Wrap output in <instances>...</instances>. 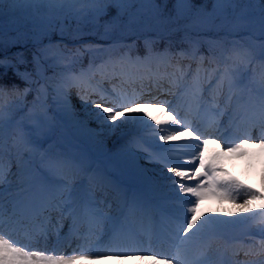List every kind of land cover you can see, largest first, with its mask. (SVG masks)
Masks as SVG:
<instances>
[{"label":"snow or ice","instance_id":"snow-or-ice-1","mask_svg":"<svg viewBox=\"0 0 264 264\" xmlns=\"http://www.w3.org/2000/svg\"><path fill=\"white\" fill-rule=\"evenodd\" d=\"M46 3H67L70 5H80L78 11L82 12L85 23L90 19L98 17L104 13L109 6L116 5L121 11H126L137 3H144L145 0H42ZM153 2L154 0H148ZM193 0H176L177 12L180 14L184 9L192 5ZM220 2V0H217ZM250 3H260L264 5V0H249ZM5 0H0V8L3 7ZM126 6V7H125ZM2 19V16H0ZM142 21L138 13L128 12V20L125 27L133 30L135 27L140 26ZM169 23H176L175 20H170ZM191 30L192 25L186 26ZM180 30L179 28L169 29L168 32H161L159 38L163 39L165 35L171 34ZM260 43L258 56H252L251 59L259 58L264 61V7L261 8V21H260ZM2 35V32H0ZM63 35V31H61ZM188 32L186 31V38ZM2 47V42H0ZM59 48V45H55ZM44 54V50H41ZM168 49L161 55H169ZM19 55V54H18ZM181 57H185L184 52L179 53ZM47 58V57H45ZM251 59L249 62H251ZM39 60L40 56L33 54V62L36 65L37 74H39ZM204 58L200 57L196 72L193 74V87L202 92L203 88L200 85V73ZM14 67L11 64L5 63L4 59H0V68ZM191 67L190 65L188 66ZM180 73L179 78L173 79L170 83L176 84L178 80L184 79L187 76L185 69L177 68ZM219 71V66L211 70L208 75L209 80L212 76ZM16 74L21 76L22 79L27 78L29 83H33L30 79L31 74L20 73L16 70ZM165 77L159 76L155 81L156 87L162 91L163 89L160 81ZM227 85L230 95L226 103H231L232 94L231 90L235 86V80L232 72L226 66L220 73L217 79L216 86L221 90ZM15 89V86H13ZM29 89H25V94ZM4 92L3 85H0V93ZM100 100L107 101L110 106H105L104 103L93 101L95 108L99 111L95 113L97 121H102L111 131L119 128L122 123H130L142 129H151L154 136L158 137V151L153 156L149 154V162L157 163L170 173L167 179L171 181L173 188L172 196L170 197L175 201L174 211L172 216V223L174 224V238L180 240V246H177L174 254L168 255L166 253L157 251L149 244L148 248L121 246L115 244L109 247L106 252L90 253L91 249H86L83 245H78L71 255H62L55 252V249L48 250L47 248H40L38 245L40 240L47 241L48 230L46 227H41L38 230L29 231L25 229L24 240L21 243L19 239H14L12 232L17 230V225L20 221L15 220V211L6 215L5 212V197L4 189L0 187V264H79V262L88 259H102L106 255H114L116 258L126 257L129 254H150L154 264H205L207 257V248L200 253L195 259H187L182 251V245L192 236L198 235L202 232L215 231L219 228L226 227L236 221L224 220L218 216L208 215L205 216L200 211V203L206 199H219L221 201L228 200L231 203H239L242 212H251V205L254 201L264 200V196L257 192L252 186L245 184L238 177L231 175L221 165V160L226 157H244L248 155L247 147L250 142L264 150V87L261 89L258 103L255 105V110L251 117L245 122L243 136L239 142H230L224 140L221 143L220 137L210 138L199 128L194 127L192 123L182 119L179 113L174 109L169 110L167 101L157 102L155 99L151 101H142L140 97L122 96L120 100L108 101V98L102 93L97 92ZM195 94V93H194ZM84 97L82 96L81 99ZM158 107L165 115L166 119H158L156 117H149L145 108L151 110ZM119 121V123H117ZM151 121V123L149 122ZM111 122V123H109ZM259 128L260 137L258 140H253L251 130L252 128ZM3 116L0 113V185L5 183V167L3 162ZM21 140L24 143L25 149H28V142L24 139V133L21 131ZM184 143H172L180 142ZM216 145L217 151L209 158L205 156L208 146ZM167 145V147H164ZM188 157V159H182ZM11 171V165L8 166V172ZM84 172L73 162L57 157H50L46 165V175L42 177L40 184V193L44 194L45 199L39 208L38 215L44 216L45 212L59 211L63 215L65 209L68 210V215H74L77 207L83 201L85 209L93 208L95 205L92 184L97 181L96 177L89 178V186L84 187L83 184L76 183L77 175ZM150 180V178H148ZM195 180V183H190ZM24 191H28L27 188ZM243 193V195H242ZM259 209L264 210V203L259 204ZM92 215H95L93 212ZM231 215V214H230ZM204 217V219H201ZM259 217V231L264 235V211L253 213L252 218ZM45 217V221H47ZM199 222V223H198ZM5 228L9 231L5 232ZM183 233V235H180ZM119 238V229H113V239ZM210 247V245L208 246ZM80 254H75L76 252ZM225 251L231 252L232 256H238L243 251L246 257L253 255H264V239L260 241L259 247L253 245H227ZM234 264H264V260L259 262L255 260L235 261Z\"/></svg>","mask_w":264,"mask_h":264},{"label":"rangeland","instance_id":"rangeland-1","mask_svg":"<svg viewBox=\"0 0 264 264\" xmlns=\"http://www.w3.org/2000/svg\"><path fill=\"white\" fill-rule=\"evenodd\" d=\"M79 8L80 5H70L67 3H46L42 2V0H5L3 7L0 8V12H3L5 14V16L0 19V29L27 27L29 26L31 20L43 19L48 22H54L56 18L65 15H70L80 22H85L82 18L84 14L78 11ZM216 9L218 11V6H216ZM185 10L186 9H184L180 14H178L177 12V16L180 18L183 17V13ZM94 19H90L89 21L93 22ZM245 27L246 26H244L243 24L238 25L235 30L238 31L237 34L239 32L240 33L236 37H239L246 32ZM50 31L51 29L42 27L39 28L38 33L40 35H48ZM253 66L254 67L251 79L253 81H259L264 87V62L254 61ZM41 74L43 75L42 70L40 71V75ZM75 80H77L78 84H82V86L84 84H87L85 78H81L78 76ZM214 81L215 83H217V80ZM200 85L203 87L204 94L209 93V97L213 100L215 98L219 99V95L224 94V90L227 88L226 85L221 92L216 88L208 89V86L204 85V80H202L201 78ZM193 89L195 88L193 87ZM73 91L74 82L72 81V90L67 94L68 98H70V100L74 102L70 107L72 116L75 117L76 121L82 123V126L86 127L87 131H90L92 133L98 144H101L102 146L107 145L108 148L111 147L116 149V151H114L113 153V160L116 163H126L130 168V171L121 172L120 170L123 177H127L128 175H130V177L138 182L141 188L144 190H149V188H151V182L147 181V185H142L144 183L143 178H150L152 181H154V188H152L151 191L149 190V192L153 196L157 197L160 201L165 199V201L161 203L165 206H171L172 203L175 204V201L173 199L171 200L170 198L173 192L171 181L167 179V176H171V174L166 173V170L163 169L161 165L149 162V154H152L153 156H155L156 154L150 152L147 148L141 147L139 141H137V136L140 138L142 137L144 140L151 143V145L156 146V152L158 151L157 145L163 144V142H159L158 137L152 135L153 133L151 129H142L130 123H122L119 128L115 129V131H111L108 126L105 125L102 121H97L95 113L99 110L95 108V104H93V101L81 99L79 95L76 96L77 100H74L72 95ZM196 93L198 94V92ZM204 94L203 98L205 100ZM247 103L248 95L247 92L244 91L242 93V96L234 104H231V107L227 112L224 110V108L226 109V105H224V103L205 106L206 112L210 115L211 119H219L215 122H219V128L221 130H226L225 132L227 133L224 137V140L230 142L235 141V138L231 137V129L235 123V113H232V111L235 109H244L243 106L247 105ZM235 104L237 106H235ZM144 111L148 112L149 117L154 116L161 120L166 119L165 115L159 110L158 107H154L151 110L145 108ZM224 111L226 112L224 114V117H219V115H222ZM149 122L151 123V121ZM117 123H119V121H117ZM36 127H39L37 132L42 134L43 128H40L41 126H38L33 121L27 122V127H25V129L23 130L25 136L24 139H26L28 142V149L26 150L23 141L16 143L13 146L8 145L7 136L15 135V129L14 125L7 126L3 124V162L6 177L12 176L9 180H5V183L3 185H0V187H2L4 191L12 190V193L14 195H18V193H20L23 188L25 189L24 186H26L29 181H37L39 184H41L40 173L38 172L36 167L40 166L46 169L48 157L46 154L41 153L42 151L40 149V146L36 144L37 140L31 138V135L34 134ZM9 129H11V133L9 132ZM8 132L10 133L9 135H7ZM88 143L89 142L85 144ZM102 146H98V151L96 152L102 154L103 159L105 160L109 153L100 152ZM164 147H167V145H164ZM88 150V145H86L85 148L82 149V153L80 154L81 158L85 161H87L86 157L88 156L86 155L88 153ZM216 151V145L210 144L207 151L205 152V156L210 158ZM247 152L248 155L244 157L223 158L221 160V165L235 177H237V175L247 177V179L250 180V183L248 185L251 184L250 186H252V188L257 190L258 193L264 196V150L260 149L255 144H249V146L247 147ZM182 159H188V157H184ZM9 164L11 165L10 172H8ZM75 164L78 165L77 162ZM105 164L106 163L103 162V166H106ZM103 166H97L93 170V172L99 173L90 176L97 178V181L92 184L95 200L94 207H98V211L102 210L101 207H103V213L100 211L98 213L94 212L91 208L86 210L83 201H81L76 210L77 214H82V219L84 220H96L95 225H97L98 228L102 229V232L113 231L114 228H117L119 229V233L128 236L130 233L135 232L133 226L134 216L133 214L128 215L127 213H125V208L127 206V197L117 198L116 200H109L106 198L107 193L113 192L112 190H115L116 185L114 183V175L112 173L110 174V179H105L103 175L105 173V169L103 168ZM88 174V172H85L83 175L87 176ZM190 183H195V180L191 181ZM104 191H106L105 195H103ZM28 193L29 191L25 192V194L27 195ZM140 193L141 192L136 189L135 194L132 196L135 201H137L140 196L143 197V194ZM260 203H264V200L254 201L250 206L252 209L251 212H242L239 203H231L228 200L221 201L215 198L206 199L202 201V212L205 214V216L212 215L218 216L224 220L236 221L235 223L226 226L227 231L224 232L222 236H220L225 239H232V242L229 245H259L260 241L264 239V235H262L259 231V217L252 218V216L253 213L264 211L259 209L258 206ZM93 212L95 213V215H92ZM106 213H110V217L106 216ZM202 219H204V217ZM60 222L62 223L61 220H57L58 224ZM247 231H249V233H247ZM98 236H102V234H99ZM220 237H215L212 240V244L209 247L211 251H219L225 244L224 240L220 239ZM98 242V240L94 239L93 244L95 245L89 248L91 249V252L85 254L100 252L103 246H98ZM173 246L174 244H172V247ZM211 251L207 253L208 257H212V255L213 257L215 256L216 252ZM167 252L173 253L172 249L167 250ZM58 254L66 255L67 253ZM101 260L102 259H95L89 264H101ZM260 260H264V255L255 259V261L257 262H259ZM84 261H81L79 263L86 264Z\"/></svg>","mask_w":264,"mask_h":264},{"label":"trees","instance_id":"trees-1","mask_svg":"<svg viewBox=\"0 0 264 264\" xmlns=\"http://www.w3.org/2000/svg\"><path fill=\"white\" fill-rule=\"evenodd\" d=\"M218 4L220 14L216 12L213 0H193L182 18L176 15L175 0H154V3H137L126 11H121L116 5L109 6L107 13L94 22H78L68 16L57 19V26L53 27L51 35L36 36L38 42L44 43L49 38L56 37L68 41L83 39L86 41L74 45L53 42L35 47L46 64V83H42L35 76L33 83L28 84L16 74L17 69L20 73L37 71L31 50L25 48L26 45L34 44L36 38L34 36L16 38L24 36L23 33L16 36V30H0L2 32L0 59H4L6 65L14 66L0 68V85H3L4 90L15 86L24 91L22 98L14 100L7 106L4 116L13 118L21 111L25 114L27 109H43L46 111L47 119L51 121L52 114L48 110L49 106H53L59 114L65 115L66 105L62 96L64 81L72 71H82L87 66H93L100 56L116 57L128 51L132 56L139 54L156 60L165 52V49H168L170 53L167 57L173 58L180 49L185 48L195 53H204L207 58L215 61L219 59L220 44L225 43L227 59H229L236 54V47L239 44L234 37L226 36L225 33H229L231 28L242 20L252 24L260 20L261 8L264 5L250 3L249 0H220ZM128 12L138 13L142 21L140 26L133 30L125 27ZM170 20H175L176 23H169ZM42 25L51 26L45 22L33 23L35 28ZM188 25H192L193 28L187 29ZM172 28L180 30L165 35L163 39L159 38L161 32H168ZM25 30L29 31V29ZM254 35L256 39H259L260 32ZM55 45H59V48ZM94 49H99L102 53H96ZM41 50H44V54ZM5 52L9 54L3 56ZM25 89H29L27 94ZM65 130L63 125H60L59 134L61 133L62 137L52 141L54 146L52 148L73 147L74 142L69 139Z\"/></svg>","mask_w":264,"mask_h":264},{"label":"bare ground","instance_id":"bare-ground-1","mask_svg":"<svg viewBox=\"0 0 264 264\" xmlns=\"http://www.w3.org/2000/svg\"><path fill=\"white\" fill-rule=\"evenodd\" d=\"M0 16L4 17L5 14L3 12H0ZM28 188H30L31 190V193H32V196H33V200L35 201L34 202V205H37L39 206L40 202H39V197L42 196V193H40V185L38 183H29L27 184ZM4 197H5V212H6V215L15 211L16 215L14 217L15 220H19L20 217L26 212V206L31 203L32 201L30 202H26V197H17L16 195H13L11 194L10 191H4ZM81 220L79 219L77 221V224L78 225H81ZM22 229H27V225H23L21 227V230ZM59 231H62V230H59ZM6 232V231H5ZM81 237V234H78V233H75L74 234V238L75 240L77 239V241H79ZM107 239V236H105L102 240H101V243H103L105 240ZM60 240H58V238H55L52 243L53 244H56L57 243V247L59 248V243ZM72 252V251H71ZM73 253H70L69 255H71ZM106 255L104 256V258H102L101 260V264H152L154 263L152 261V259H150L149 257L147 256H143V259H141V256H138L136 258H131V257H127L126 259H123V258H116L114 255ZM139 255V254H138ZM145 255V254H143ZM149 255V254H147ZM134 259H139L137 261H140V263L136 262ZM80 264V263H79ZM86 264H89V263H86Z\"/></svg>","mask_w":264,"mask_h":264}]
</instances>
